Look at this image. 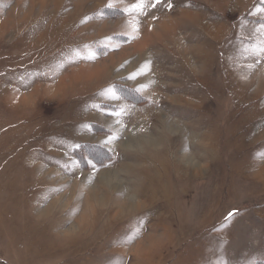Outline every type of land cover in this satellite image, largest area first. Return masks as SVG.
Instances as JSON below:
<instances>
[{"label": "rangeland", "instance_id": "1", "mask_svg": "<svg viewBox=\"0 0 264 264\" xmlns=\"http://www.w3.org/2000/svg\"><path fill=\"white\" fill-rule=\"evenodd\" d=\"M137 2L0 0V264H264V0Z\"/></svg>", "mask_w": 264, "mask_h": 264}, {"label": "snow or ice", "instance_id": "2", "mask_svg": "<svg viewBox=\"0 0 264 264\" xmlns=\"http://www.w3.org/2000/svg\"><path fill=\"white\" fill-rule=\"evenodd\" d=\"M164 2H165V0H153V2L151 3L150 6H151V7H156L157 5H160V4L164 3ZM110 6H111V2H110V4H109V7H110ZM168 6H169V8H171V7H172V4L169 2ZM145 7H146V2H145V0H138V2L135 3V4L132 6V8L129 9V10H131V11H136V12H138V13H140V14H144V9H145ZM126 11H128V10H126ZM133 30H134V31H138V28H134ZM261 51H264V49H261ZM234 215H235L234 212H233V213H229V215H228V217H227L226 219H230V218L233 217ZM136 238H137L136 236H133V237L130 238V240H129L128 242H132V241H134Z\"/></svg>", "mask_w": 264, "mask_h": 264}, {"label": "bare ground", "instance_id": "3", "mask_svg": "<svg viewBox=\"0 0 264 264\" xmlns=\"http://www.w3.org/2000/svg\"><path fill=\"white\" fill-rule=\"evenodd\" d=\"M140 47V46H139ZM140 49H141V47H140Z\"/></svg>", "mask_w": 264, "mask_h": 264}]
</instances>
